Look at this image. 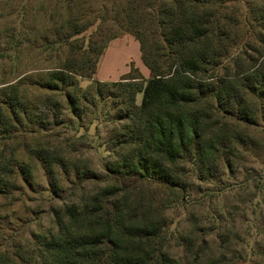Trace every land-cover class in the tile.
Listing matches in <instances>:
<instances>
[{
  "label": "trees",
  "instance_id": "trees-1",
  "mask_svg": "<svg viewBox=\"0 0 264 264\" xmlns=\"http://www.w3.org/2000/svg\"><path fill=\"white\" fill-rule=\"evenodd\" d=\"M35 8L44 18L33 13L28 25L25 4L17 9L10 59L14 70L27 69L0 82V118L3 111L16 123L24 117L33 137H55L63 120L52 95L77 114L80 102L90 100L78 79L90 78L117 89L107 96L118 109L117 147L124 151L104 166L110 184L82 202H65L56 178L64 163L72 160L76 185L95 177L73 147L83 134L68 142L69 157L60 153L59 140L28 146L45 177L39 193H46L54 229L28 231L19 242L21 232L4 210L23 191L10 178L32 189L33 166L21 161L14 168L0 149V264H264V158L235 163V152L255 157L257 141H264V0H42ZM94 23L86 46L76 44L75 36ZM120 33L138 41L148 78L133 65L118 80L92 78L107 43ZM24 81L43 93H27ZM186 159L192 174L213 184L221 204L203 194L188 198L162 164ZM143 180L177 196L182 220L164 221L161 204L155 210L140 196ZM204 206L200 218L192 213ZM238 220L253 225L242 238Z\"/></svg>",
  "mask_w": 264,
  "mask_h": 264
},
{
  "label": "rangeland",
  "instance_id": "rangeland-1",
  "mask_svg": "<svg viewBox=\"0 0 264 264\" xmlns=\"http://www.w3.org/2000/svg\"><path fill=\"white\" fill-rule=\"evenodd\" d=\"M54 1L55 0H51V4H53ZM41 2L42 0H0V82L10 80L17 73L27 69L24 64H22L20 66L21 69L16 71L11 65L9 36L14 26L17 24V9L21 4H25L24 17H19H23L25 24L28 25L32 14L35 13V7L39 6ZM35 14L40 20L44 18L42 11ZM95 28L96 23L77 34L75 36V38L78 39L76 44L79 45L83 42L84 46H86L88 36L95 30ZM107 44H111L113 48L120 47L119 51L126 54L125 56L123 54L122 56L113 57L106 62L105 65H103L102 55H100L96 68L101 65V72L110 71L109 69L111 68L113 69L111 75H118L122 73L125 66H127L129 71L130 66L133 65L143 78H148L150 76L149 70L141 60L139 43L134 36L129 33H120L115 40L108 42ZM89 62L90 61H86V65L89 66ZM36 66L40 67L41 63H38ZM221 72L222 70H219L220 74ZM125 73H122L120 77ZM92 78H97V76L94 74L92 75ZM78 80L81 90L86 92L88 98L90 97V102H80V108L77 114H71L67 111V106L62 97L57 93L53 94L52 97L56 100L60 110L58 118L63 120L62 123L55 126V137L49 136L46 133H41L37 137H33L29 133V127L24 117L21 118L19 123H16L12 119L10 113L3 111L1 114L0 149H2L5 158L10 160V163H12L14 168L21 161H27L33 166L32 189H30L29 186L24 185L21 181L15 180V178H10L11 181L20 184L23 189L22 192L15 191L14 201L6 204V210H4V212L9 214L12 221L10 224L12 225V229L15 228L16 231L21 232L20 236L15 238L16 241H23V236L28 231L46 232L54 229L52 216L47 210H45L47 202L46 193L44 191L39 193L41 186L47 187L45 177L42 174L39 163L28 156L26 150L28 146H34L38 143H52L55 140H59L58 146L60 153L65 157H69L70 155L67 151L68 142H70L72 137H78L83 134L82 138L78 139L73 147L77 149L76 157L79 160L78 163L80 166L90 168L94 172L95 177L93 181L76 185L74 183L75 179L73 178V173L70 171V162L72 160L64 163L63 169L57 171L56 178L61 188L60 199L65 200V202H82L88 195L93 194L98 191L99 188L110 184L112 180L107 174V170L104 166L109 161L118 160V157L115 155L116 152L124 151L123 148L121 149L117 147L121 142L120 139L117 138H122L120 128L121 121L120 119H116L118 109L112 106L114 99L112 100L107 96L109 92H117V89L115 87L109 88L102 85H96L90 78H79ZM22 88L25 89L27 93H43V91L31 87L27 81L23 82ZM98 92L101 95H98ZM139 101L140 93L135 96V103L139 104ZM0 106H4V103H1ZM242 129L243 127L241 126L237 128V130ZM248 132L251 134L252 129H249ZM257 143V155L255 157L248 152L241 150L240 152H235V163H237V165L258 164V162L264 158V141L258 140ZM162 164H164L166 168L175 175L178 183L184 188V192L188 198H195L203 194L204 200L212 198L215 202L221 204L222 200L220 194L212 191L213 184L204 183L200 181L195 174H192V162L189 159L179 161L172 166L165 161H162ZM224 180L231 181V179L227 177H224ZM69 187H73L72 194L69 198L65 199L64 196H66L67 188ZM139 192L140 196L152 201V207L155 210L158 206L160 207L161 204L165 222H169L170 220H182L183 208L173 192L171 193L170 191L165 190L157 182L147 180L142 181L139 186ZM40 195H43V197L40 198ZM55 204L59 206L60 200H57ZM206 208L207 206L194 209L192 210V213L200 218L201 215L205 213ZM33 211H36L35 214L37 218L35 221L31 219ZM152 214H154V212ZM16 217H18L20 221H16ZM247 217L248 216L246 215L244 218ZM171 227L173 228L174 225ZM236 227L237 233H239L242 238L247 232H251L253 225L250 222L238 220V222H236ZM6 233L9 234L10 231H7ZM174 243V241H170L171 245Z\"/></svg>",
  "mask_w": 264,
  "mask_h": 264
},
{
  "label": "crops",
  "instance_id": "crops-1",
  "mask_svg": "<svg viewBox=\"0 0 264 264\" xmlns=\"http://www.w3.org/2000/svg\"><path fill=\"white\" fill-rule=\"evenodd\" d=\"M116 39V38H115ZM115 39H113V40H115ZM113 40H111V41H113ZM110 41V42H111ZM120 50V47H117V48H113L112 46H111V44H108L107 46H106V48L104 49V51H103V53H102V63H103V65H105L106 64V62H108L109 60H111L113 57H117V56H122L123 54H124V56H125V54L126 53H122V52H120L119 51ZM123 56V57H124ZM122 57V58H123ZM102 69V67H101V65H99L98 67H97V69H96V73H95V75L97 76V80H100V81H113V80H117L118 78H120V75L122 74V73H127L128 72V68H127V66H125V68H124V70L122 71V73L121 74H118V75H111V73H113V69H109L110 71H100ZM140 69V68H139ZM148 69V68H147Z\"/></svg>",
  "mask_w": 264,
  "mask_h": 264
}]
</instances>
